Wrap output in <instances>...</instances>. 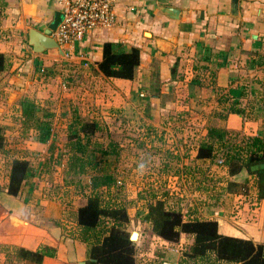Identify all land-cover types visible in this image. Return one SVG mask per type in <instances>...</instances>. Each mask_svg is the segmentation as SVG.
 Returning <instances> with one entry per match:
<instances>
[{
	"label": "crops",
	"instance_id": "1",
	"mask_svg": "<svg viewBox=\"0 0 264 264\" xmlns=\"http://www.w3.org/2000/svg\"><path fill=\"white\" fill-rule=\"evenodd\" d=\"M236 9L231 0H119L113 27L93 31L62 52L38 54L29 44L30 31L44 33L60 5L55 0H0V53L8 65L0 74V116L11 114V103L13 109L20 107L14 96L28 93L30 99H50L64 110L65 131L76 114L116 127L123 147L122 176L125 186L136 191L133 199L143 204L140 192L177 179L169 206L186 210L197 202L203 217L218 221L219 234L262 243L264 200L258 199L253 176H230L215 160L201 164L214 172V182L195 190L184 176L178 180L170 173L201 167L185 159L181 140L191 148L207 136L209 126L264 137V0H240ZM105 43L140 49L133 80L99 73ZM236 102L243 114L227 112ZM17 115L23 122L21 109ZM183 116L190 129L175 130L176 118ZM174 141L181 146H172ZM156 142L170 146L163 145L158 155ZM143 154H157L153 165ZM173 155L181 161L169 162ZM161 168L168 171L161 173ZM41 178L31 179L18 196L0 193V264L86 262L87 245L75 220L86 200L70 197L69 192L74 194L63 186V176ZM51 184L63 186L62 194L44 196ZM179 199L182 203L176 204ZM137 229V264H179L194 241L183 234L171 244L152 235L147 224ZM29 253L42 255V261Z\"/></svg>",
	"mask_w": 264,
	"mask_h": 264
},
{
	"label": "trees",
	"instance_id": "2",
	"mask_svg": "<svg viewBox=\"0 0 264 264\" xmlns=\"http://www.w3.org/2000/svg\"><path fill=\"white\" fill-rule=\"evenodd\" d=\"M140 64L139 48L127 51L119 44L105 43L98 70L106 78L133 80ZM7 66L5 55L0 53V74ZM20 109L26 130L34 131L38 142L48 143L52 139L55 114L40 102L27 97L20 101ZM227 112L244 113L237 102L228 107ZM176 119L175 130L190 129L185 116ZM108 129L101 121L86 120L74 115L64 148L67 161L63 170V184L74 195H83L86 200L78 208L75 218L79 238L87 245L86 264H137L138 245L128 230L131 222L129 207L121 197L126 188L119 169L123 147L107 132L105 140L98 138L99 133L109 131ZM3 140V128L0 126V144H3ZM181 141L186 148L185 159L199 163L201 167L195 166L193 172L190 166L176 171L171 169V176L178 177V180L184 176L198 190L203 182L211 185L216 177L211 169H204L201 164L213 163L222 157L224 162L216 165L227 170L230 176L243 172L253 176L258 199L264 200V137H241L225 128L209 126L207 136L200 139L195 146L190 148V142ZM192 149L196 151L194 157ZM155 155L147 156L152 165ZM181 158L180 155H173L172 159H168L169 162H178ZM40 166L41 173L51 178L54 167L47 161L39 163L38 168ZM165 169L161 168L160 172H167ZM38 175V169L28 159L13 158L10 160L8 183L0 190H6L11 196H18L30 179ZM44 196L50 195L45 193ZM142 198V221L148 225L152 235L171 244L179 243L183 234L193 236V244L183 252L179 264H264V240L262 243H255L252 240L219 234L218 221L203 217L198 211L197 202L186 205L188 210H184L183 207L178 209L169 206L174 198L168 191L161 194L150 192L148 197L145 195ZM181 201L179 199L176 204H181ZM29 254L36 255L42 261V255Z\"/></svg>",
	"mask_w": 264,
	"mask_h": 264
},
{
	"label": "rangeland",
	"instance_id": "3",
	"mask_svg": "<svg viewBox=\"0 0 264 264\" xmlns=\"http://www.w3.org/2000/svg\"><path fill=\"white\" fill-rule=\"evenodd\" d=\"M26 94L25 96L24 95L19 96V97L14 96L13 98L16 100L15 102L13 100V102L15 104L17 103V101L20 103V101L23 98L25 97L28 98V96L32 97L29 94L28 96H26ZM0 97H1V94H0ZM3 98H5V96H3ZM38 101L40 102V104H43L47 109H49L51 112L55 114L54 119H53L52 139L48 143L44 144V143L38 142V140H36V133L32 130H26V128L23 125V122L19 120V117L17 115L19 113L20 107H15L13 109L12 108L13 103H11L10 107L7 109V111L10 112L11 114L6 117L4 115L2 117L0 116V126L3 128V138H4L3 144H0V189L5 188L8 183L9 171H10V160L13 158H27L31 162L32 166L38 169L39 179H42L41 177L46 175L43 172L41 173V168H42L41 166L40 168H38L39 163H43L44 161H47L50 163L51 167H54L53 169H55L52 171L51 177H54V179L56 180L58 179V177L62 179V176H63V179H64L63 164L64 162L66 163L67 161L66 151H64L66 149L64 148H65V144L67 143V139H68V131H65V123L67 124V122H66V119L62 116L64 110L59 109L58 104L56 106V104L50 99H42ZM0 109H4V108L0 107ZM7 111H5L4 113L7 114ZM108 130L109 131H104L103 133H99L98 138L101 140H105L106 132H107L111 135V137H113L115 141H117L118 143L121 142V138L119 136V133L117 132L118 129H116V127H111ZM148 141L150 142V138L149 139L147 138V142ZM163 145H169V144L167 142H165L164 144H162L161 142H158L157 144L156 142V147H157L156 149L159 151L158 155L160 154L159 148L163 147ZM171 145L174 147L181 146L176 141L171 143ZM36 147H39L42 150H37L38 148ZM149 147H151V145L148 144V148ZM42 154L43 156H41ZM133 156H135V154ZM146 156L147 155L143 154L140 157H143V160H145ZM157 162L158 164H161L160 159ZM123 163H124V159L121 160L119 169H122ZM121 173H122V170H121ZM176 181L177 179L170 180L169 183L166 181L165 182L166 185L164 184L156 188L147 187V189L140 192L141 196L145 197L146 195L148 197L150 192H153V193L158 192L159 194L164 193L165 191L170 192V190H172L173 188L172 183ZM36 185L37 187H39V184H36ZM56 185L57 184H51V186H47L46 188H44L45 189L43 191L44 194L46 193V195H50V196H53L57 193L62 194L61 189L63 188L64 185L58 186V187H56ZM182 185H183V181H182ZM151 190H154V191H151ZM25 191H26V188H25ZM36 191H40V190L37 188ZM135 192L136 191L134 187L127 186L125 190H123L122 195H121V197L124 199V201H126L129 207V211L131 215V222L129 224L128 229L129 231L134 232V233L131 232V235L136 234L135 231L138 230L137 228L141 226L145 227V222L142 221V217H141L142 213H140L144 209V204H142L138 200H135L136 198L133 199V197H131L135 194ZM0 193H3V191L0 190ZM69 194H70V197L71 196L75 197V195H72L71 192H69ZM78 196L83 197V195H78ZM139 198L141 199V197L138 195V199Z\"/></svg>",
	"mask_w": 264,
	"mask_h": 264
},
{
	"label": "built area",
	"instance_id": "4",
	"mask_svg": "<svg viewBox=\"0 0 264 264\" xmlns=\"http://www.w3.org/2000/svg\"><path fill=\"white\" fill-rule=\"evenodd\" d=\"M60 5L62 21L52 37L60 47L74 46L98 29H109L115 23L119 0H55ZM224 159H217L222 164ZM163 264H173L164 262Z\"/></svg>",
	"mask_w": 264,
	"mask_h": 264
},
{
	"label": "water",
	"instance_id": "5",
	"mask_svg": "<svg viewBox=\"0 0 264 264\" xmlns=\"http://www.w3.org/2000/svg\"><path fill=\"white\" fill-rule=\"evenodd\" d=\"M231 3L236 9L240 3V0H231ZM169 12L175 14V11H173V9H171V11ZM61 21H62V14L61 12H57L54 21L48 26V29L44 33H41L35 29H32L30 31L29 44L33 47L35 53L40 54L49 49H58L59 51L62 52V48L60 47L58 42L52 37L53 32L57 30ZM132 239H133V235H132ZM81 264H86V262H82Z\"/></svg>",
	"mask_w": 264,
	"mask_h": 264
},
{
	"label": "bare ground",
	"instance_id": "6",
	"mask_svg": "<svg viewBox=\"0 0 264 264\" xmlns=\"http://www.w3.org/2000/svg\"><path fill=\"white\" fill-rule=\"evenodd\" d=\"M134 237H136V236H134Z\"/></svg>",
	"mask_w": 264,
	"mask_h": 264
},
{
	"label": "clouds",
	"instance_id": "7",
	"mask_svg": "<svg viewBox=\"0 0 264 264\" xmlns=\"http://www.w3.org/2000/svg\"><path fill=\"white\" fill-rule=\"evenodd\" d=\"M141 167H143V166H141Z\"/></svg>",
	"mask_w": 264,
	"mask_h": 264
}]
</instances>
